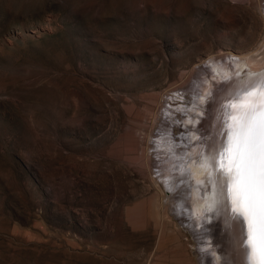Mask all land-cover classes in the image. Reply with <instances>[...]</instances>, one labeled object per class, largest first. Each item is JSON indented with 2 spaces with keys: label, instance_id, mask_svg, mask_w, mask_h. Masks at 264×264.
<instances>
[{
  "label": "rangeland",
  "instance_id": "374dc122",
  "mask_svg": "<svg viewBox=\"0 0 264 264\" xmlns=\"http://www.w3.org/2000/svg\"><path fill=\"white\" fill-rule=\"evenodd\" d=\"M245 59L264 0H0V264H239L229 218L223 252L185 227L154 146L181 93L219 92L216 118Z\"/></svg>",
  "mask_w": 264,
  "mask_h": 264
},
{
  "label": "snow or ice",
  "instance_id": "6c2138e0",
  "mask_svg": "<svg viewBox=\"0 0 264 264\" xmlns=\"http://www.w3.org/2000/svg\"><path fill=\"white\" fill-rule=\"evenodd\" d=\"M222 82L232 86L220 101L216 131H205L198 138L207 150V156L201 153L200 158L212 168L207 183L201 182V186L205 192L212 190L216 198L214 206L206 209L202 234L211 235L224 251L216 237L221 223L218 209H224L232 225L230 235L238 238L239 264H264V77L248 84H238L232 77ZM219 95L209 94V116L199 118L201 128L211 120Z\"/></svg>",
  "mask_w": 264,
  "mask_h": 264
},
{
  "label": "bare ground",
  "instance_id": "6f19581e",
  "mask_svg": "<svg viewBox=\"0 0 264 264\" xmlns=\"http://www.w3.org/2000/svg\"><path fill=\"white\" fill-rule=\"evenodd\" d=\"M246 60L249 59L240 61L234 71H227L226 73L238 84H248L257 78L264 77V66H257L250 63L252 60L250 62H246ZM216 70L218 71V68ZM237 73H239V76H237ZM226 86L229 89L232 86L231 82ZM198 89L189 92L191 96L183 93H181L182 95L179 94L180 96H178L175 105L165 109L168 130H164L157 137L154 146L156 156L159 157L161 164L159 172H161L160 178L164 193L172 197L175 211L185 222V227L194 230L200 229L198 226L202 225L204 219L207 218L206 209L214 206L213 201L216 199L212 190L205 192L201 186V182L207 183L212 168L206 159L200 158L201 153L205 157L207 156V150L206 145L199 142L198 139L202 137L205 131L209 134L216 131V113L213 105L211 120L201 128L198 123L199 118L209 116L207 108L209 95L208 92L204 93L203 91L198 93ZM173 99L171 98V101ZM217 99L219 98L217 97ZM180 118L183 120L182 124L185 129L183 132H178L177 135L174 129ZM211 126H214L213 129ZM218 213L221 217L223 216V219L228 218L229 214L225 213L224 209H218ZM233 260L237 259L233 258ZM238 260L240 261L239 258ZM229 263L231 264L232 260Z\"/></svg>",
  "mask_w": 264,
  "mask_h": 264
}]
</instances>
